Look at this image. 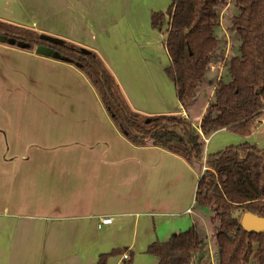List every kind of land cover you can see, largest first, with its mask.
Here are the masks:
<instances>
[{"label":"crops","instance_id":"1","mask_svg":"<svg viewBox=\"0 0 264 264\" xmlns=\"http://www.w3.org/2000/svg\"><path fill=\"white\" fill-rule=\"evenodd\" d=\"M170 2L0 0V20L93 50L133 110L196 126L206 103L196 120L180 105L165 34L150 25ZM243 142L264 145V117L247 136L209 134L202 162ZM203 169L128 141L74 65L0 42V264H159L153 245L195 222Z\"/></svg>","mask_w":264,"mask_h":264},{"label":"trees","instance_id":"2","mask_svg":"<svg viewBox=\"0 0 264 264\" xmlns=\"http://www.w3.org/2000/svg\"><path fill=\"white\" fill-rule=\"evenodd\" d=\"M231 7L238 9L228 26L231 49L217 55L221 43L218 28ZM150 25L166 34L170 63L165 71L184 109L212 66L219 60L223 63L196 126L180 114L146 115L133 110L93 50L84 53L83 47L65 40L50 44L35 29L3 20L0 34L8 46L34 52L38 45H46L50 58L74 65L90 80L117 130L136 146H160L186 162L201 165L204 138L209 134L224 129L243 137L260 127L264 117V0H171L165 12L151 13ZM205 162L210 170L200 175L194 197L199 208L211 213L208 224L214 231L218 264H248L251 257L261 260L264 232L244 230L239 212L264 217V145H230L209 154ZM205 239L194 222L151 250L159 264H191L203 250Z\"/></svg>","mask_w":264,"mask_h":264},{"label":"rangeland","instance_id":"3","mask_svg":"<svg viewBox=\"0 0 264 264\" xmlns=\"http://www.w3.org/2000/svg\"><path fill=\"white\" fill-rule=\"evenodd\" d=\"M168 1H170V0H168ZM237 13H238L237 7H231V9L228 10L224 14L223 25H221L220 28H218V33H217L218 34L217 38L220 37V41H221L220 46H219L220 50L217 51V53L215 52V54L221 55V53H219V52H222L225 55L227 53V51H229L230 44L232 42L231 41L232 38L230 40L228 26L230 24L229 22H230L231 18ZM166 28H167V26H164V29H166ZM163 33H162V35H164ZM165 36H166V34H165ZM231 36L234 38L233 35H231ZM167 55H168V53H167ZM167 57L169 59V56H167ZM217 62H218V64H214L212 66V70L208 71L207 77L196 87V89H195L196 96L193 98L192 101H190V103L186 107V110H188L190 116L192 115V113L195 110L197 112H199L200 109L202 108V106L205 103H207L209 98L212 96V94H213L212 91H213V88H214L216 81H217L216 79H219V77L221 76L220 74L222 72V66H223V63L221 60H219ZM169 63H170V59H169ZM192 118L194 120H196L193 115H192ZM203 166H204V169H203L202 173L205 170H210V168H209L210 166L206 165L205 161L203 163ZM32 167L35 170H37V168H38V166H35V165ZM37 180H38V177L33 179L32 182L37 181ZM0 185H1V188L6 187L4 182L0 183ZM18 186H20V183H18ZM20 189L21 188L15 187L17 195L19 194ZM32 189H33L32 201H33V205L35 207L39 204L38 197L40 196V194H39V192H36V191H38L39 187L32 185ZM198 211L194 210L195 222L197 223V230L199 231L200 235H202L203 237L207 236L208 231L210 232V234H208L207 239H205L206 243L203 247V250H201V252H198L195 254V261L193 262L192 261L193 259H192L191 264H218L219 259H218V253H217V248H216V240H215V236H214V231L212 230V227L209 225L210 223L208 224V227L207 226L205 227V222L209 221L211 213L207 208H202V209L200 208ZM242 214L243 213L239 212V219L241 218ZM237 216H238V213H237ZM256 246L257 245L254 244L255 250L257 249ZM262 255L264 256V251L262 252ZM248 264H264V257L261 260H259L258 258H255V257H251Z\"/></svg>","mask_w":264,"mask_h":264},{"label":"water","instance_id":"4","mask_svg":"<svg viewBox=\"0 0 264 264\" xmlns=\"http://www.w3.org/2000/svg\"><path fill=\"white\" fill-rule=\"evenodd\" d=\"M40 38L48 43L53 44H59L62 42V39L54 36H49L45 34H41ZM4 36L0 34V42H4ZM88 51L87 48L83 49V52L86 53ZM36 52L38 54H41L43 56L50 57L51 50L46 45H38L36 48ZM55 53V52H54ZM55 55V54H53ZM240 226L244 230H248L253 233L262 234L264 232V217H259L256 214H253L251 212L245 211V213L242 214L240 220H239Z\"/></svg>","mask_w":264,"mask_h":264},{"label":"built area","instance_id":"5","mask_svg":"<svg viewBox=\"0 0 264 264\" xmlns=\"http://www.w3.org/2000/svg\"><path fill=\"white\" fill-rule=\"evenodd\" d=\"M112 222V218L107 216V217H103L100 219V222H99V225L98 226H101V225H108V223H111ZM128 255H124V257L126 258Z\"/></svg>","mask_w":264,"mask_h":264}]
</instances>
